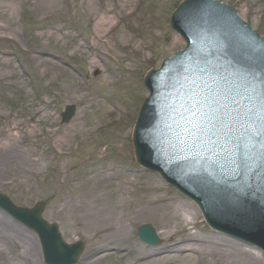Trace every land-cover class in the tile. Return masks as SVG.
<instances>
[{
	"label": "rangeland",
	"instance_id": "rangeland-1",
	"mask_svg": "<svg viewBox=\"0 0 264 264\" xmlns=\"http://www.w3.org/2000/svg\"><path fill=\"white\" fill-rule=\"evenodd\" d=\"M129 1L121 9L110 0H94L93 4L0 0V192L19 206L33 207L46 200L43 216L59 225L64 239L85 242L77 264H89L102 254L109 257L99 264H124L130 242L136 249L139 246L161 256L172 243L194 231L201 237L235 239L213 230L194 202L136 162L132 135L149 95L145 74L159 68L164 58L186 43L170 25L173 11L183 0ZM220 1L233 5L264 36V0ZM106 13L110 23L105 28L110 32L104 41L108 44L101 42L104 46L95 56L98 18ZM75 78L81 82L75 83ZM69 103L77 105L76 114L69 123H62L60 114ZM105 168H110L108 175L114 183L130 181L126 191H110L126 203L118 207L120 214L129 211V201L138 205L146 199L170 197L182 208L188 204L196 225H187L182 217L171 227L135 217L125 220L129 239L95 253L100 242L92 237L93 221L79 205L86 201L89 207L93 191H104L107 178H96ZM0 218L22 227L35 242V255L30 256L19 239L0 232V264H45L38 237L2 209ZM143 223L157 229L161 245L139 240L137 228ZM247 246L264 264V253ZM215 253L204 264H226L222 253Z\"/></svg>",
	"mask_w": 264,
	"mask_h": 264
},
{
	"label": "water",
	"instance_id": "water-1",
	"mask_svg": "<svg viewBox=\"0 0 264 264\" xmlns=\"http://www.w3.org/2000/svg\"><path fill=\"white\" fill-rule=\"evenodd\" d=\"M193 3L203 6L184 25L179 18ZM171 23L188 47L145 79L151 94L135 127L137 160L196 199L214 227L222 229L217 209L252 221L264 247V38L215 0H186ZM66 109L64 121L75 106ZM0 206L38 233L46 262L78 261L83 243L63 241L42 219L44 203L18 208L0 193ZM138 233L160 243L149 224Z\"/></svg>",
	"mask_w": 264,
	"mask_h": 264
},
{
	"label": "bare ground",
	"instance_id": "bare-ground-1",
	"mask_svg": "<svg viewBox=\"0 0 264 264\" xmlns=\"http://www.w3.org/2000/svg\"><path fill=\"white\" fill-rule=\"evenodd\" d=\"M48 1L41 0L43 4ZM82 1L86 4L94 3V0ZM110 1L115 2L121 9H126V6L130 3L129 0ZM107 14L98 18L99 21L96 26L97 36L94 39L95 44L98 46L92 51V54L95 56L99 55L100 48L104 46L101 45V42L108 44V42L104 41L105 36L110 32L108 27L105 28L106 23H110V17ZM81 43L80 45H82ZM76 82L80 83L81 79L75 78ZM109 171L110 168L102 169V173L96 178V180L99 178L106 180L107 178V183L103 187L104 191H93L92 200L87 203L89 207H85L86 201L81 202L79 205L86 217L91 218L93 221L91 223V228L93 229L92 237H97L100 242L98 249L96 248V251H94L95 253L100 252V250L112 243L123 242L129 239L130 233L125 220L131 221L135 217L152 218L167 227H171L182 217L187 225H196L197 219L194 216L191 218V215H189L190 209H188V204H186V208H182V205L174 204V200L170 197L146 199L139 202L138 205L137 203L131 204V201H129V211L124 215L120 214L117 210L118 207H123L126 203L123 198L113 197L110 191H126V186L130 184V181L129 179H124L119 183H114L110 180ZM0 228V232L4 237H11L13 240L16 237L23 243L25 253L31 254L30 256L35 255L33 253L35 242L32 240L30 233L24 231L22 227L12 221L3 218H0ZM237 240L221 236L201 237L198 231H194V233L188 234L184 238L172 243L164 250V255L161 256L158 253H152V251L145 250L139 246L136 249L134 243L130 242L129 259L124 264H170L178 260L188 264H204L207 258L212 257L213 254L217 255L215 252L222 253L220 254L221 259L226 264H240L243 261L248 264H263L262 259L247 244ZM107 257H109L108 254L98 255L96 258L91 259L89 264H99L101 260Z\"/></svg>",
	"mask_w": 264,
	"mask_h": 264
}]
</instances>
